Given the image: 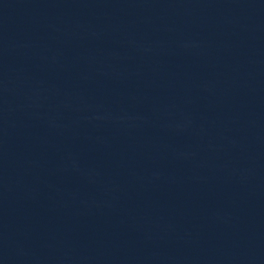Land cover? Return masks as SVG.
Masks as SVG:
<instances>
[{
  "label": "water",
  "instance_id": "1",
  "mask_svg": "<svg viewBox=\"0 0 264 264\" xmlns=\"http://www.w3.org/2000/svg\"><path fill=\"white\" fill-rule=\"evenodd\" d=\"M0 138L264 264V0H0Z\"/></svg>",
  "mask_w": 264,
  "mask_h": 264
}]
</instances>
